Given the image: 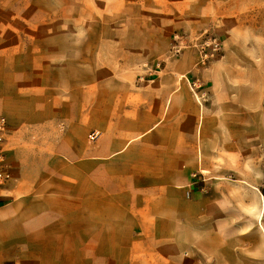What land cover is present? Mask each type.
<instances>
[{"label":"rangeland","instance_id":"rangeland-1","mask_svg":"<svg viewBox=\"0 0 264 264\" xmlns=\"http://www.w3.org/2000/svg\"><path fill=\"white\" fill-rule=\"evenodd\" d=\"M205 30L219 37L222 47L201 63L193 41ZM177 33L186 38L174 56ZM186 54L194 57L196 72L181 78L200 84L201 100L213 93L234 110L237 102L243 104L244 132L234 129L230 134L227 158L214 150L212 166L192 170L182 192L192 198L194 209L158 216L156 224L139 230L132 229L134 222L154 219L131 213L148 202L147 195L118 200L117 214L111 216L115 237L156 240L157 246L141 257L151 261L158 255L159 264H264V0H0V116L11 127L10 159L15 167L17 149L42 145L38 165L43 179L48 153L41 148L51 133L62 130L57 118L61 110L74 113L82 99L88 112L95 81L147 78L146 70H160L164 62ZM34 179L22 183L21 192L29 199ZM45 195H53L51 232L75 238L76 184L47 182L38 196L43 200ZM12 197L10 192L7 200ZM101 203L108 206V199ZM157 222L159 230L153 229ZM53 250V264L80 263L75 246ZM12 261L10 257L7 264ZM123 264L153 263L134 258Z\"/></svg>","mask_w":264,"mask_h":264},{"label":"crops","instance_id":"crops-1","mask_svg":"<svg viewBox=\"0 0 264 264\" xmlns=\"http://www.w3.org/2000/svg\"><path fill=\"white\" fill-rule=\"evenodd\" d=\"M194 65V57L186 54L164 62L160 70H146L147 78L109 80L98 85L95 81L88 112L82 99L74 113L59 112L62 130L51 133V140L41 148L48 153L43 179L38 165L42 161L38 146L42 145L17 149L15 167L9 154L12 179L0 198V264H7L10 257L13 264H53L56 246H75L78 264H123L134 258L137 262H162L158 255L151 261L141 257L148 247L157 246L156 240H117V225L111 216L117 214L118 200L147 195L148 202L137 205L131 213L154 219L131 223L132 229L139 230L156 224L158 216L194 209L192 198L182 192V186L186 188L191 181L192 170L212 166L209 159L214 150L219 152L216 156L227 158L230 134L234 129L244 132L243 104L237 102L234 110L213 93L201 100L193 80L181 78L189 71L196 72ZM91 130L97 135L89 139ZM57 135L59 141L53 142ZM28 178H35L37 183L30 199L21 192L23 180ZM58 180L76 184L75 238H63L64 234L61 238L51 232L48 216L53 214L49 205L53 195H45L43 200L38 196L46 190L47 182ZM42 182L45 186L38 184ZM10 192L13 197L7 200ZM102 198L108 199V206L103 208ZM153 229H161L159 223ZM13 245L10 254L8 248Z\"/></svg>","mask_w":264,"mask_h":264},{"label":"built area","instance_id":"built-area-1","mask_svg":"<svg viewBox=\"0 0 264 264\" xmlns=\"http://www.w3.org/2000/svg\"><path fill=\"white\" fill-rule=\"evenodd\" d=\"M185 36L177 33L174 35V44L172 51L174 56H178L185 44ZM193 41V40H192ZM193 44L198 47L199 62L204 63L208 59L215 57L221 51L222 41L219 37L212 35L208 31H204L199 36L195 37ZM142 79V78H140ZM192 86L198 89L200 84L192 82ZM10 124L4 116H0V198L5 187L8 186L12 179V172L9 162V149L7 146L8 136L10 135ZM97 132L93 131L90 134L94 138Z\"/></svg>","mask_w":264,"mask_h":264}]
</instances>
